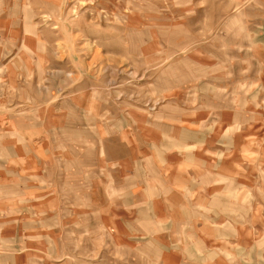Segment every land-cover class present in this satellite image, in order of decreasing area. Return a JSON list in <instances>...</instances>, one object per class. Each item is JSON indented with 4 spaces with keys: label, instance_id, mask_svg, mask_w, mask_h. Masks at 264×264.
Here are the masks:
<instances>
[{
    "label": "crops",
    "instance_id": "obj_1",
    "mask_svg": "<svg viewBox=\"0 0 264 264\" xmlns=\"http://www.w3.org/2000/svg\"><path fill=\"white\" fill-rule=\"evenodd\" d=\"M31 1L0 0V48L26 47L24 37L37 33ZM151 1L170 20L152 31L167 36L168 50L244 51L247 59L201 57L195 95L204 105L185 110L183 125H148L141 145L119 129L123 139L110 150L88 124L42 150L47 167L35 176L51 201L35 205L32 225L50 247L9 251L10 264H127L129 255L109 259L113 242L162 264H264V0ZM4 17L12 22L1 27Z\"/></svg>",
    "mask_w": 264,
    "mask_h": 264
},
{
    "label": "rangeland",
    "instance_id": "obj_2",
    "mask_svg": "<svg viewBox=\"0 0 264 264\" xmlns=\"http://www.w3.org/2000/svg\"><path fill=\"white\" fill-rule=\"evenodd\" d=\"M46 1H31L32 25L38 31H32L30 39L24 37L26 47L0 48V264L11 263L9 251L50 247L36 240L41 239V228L32 225L39 220L35 205L51 201L44 195L46 180L35 176L47 167L42 153L47 147L68 142L72 130L88 124L94 139L110 150L123 139L119 129L137 133L141 145L148 125H183L190 118L185 110L204 105L195 95L200 91L201 57L212 60L222 53L234 57L240 53L247 59L244 51L168 50L172 44L167 36L162 40L152 34L170 22L164 13L159 16L164 8L158 2ZM263 9V4L257 5V10ZM4 18L1 27L12 22ZM16 20L22 30L23 20ZM206 76L204 70L201 77ZM52 163L54 183L56 163ZM105 245L115 262L129 255L122 261L162 264L131 258V251L120 252L119 243L113 242L111 249Z\"/></svg>",
    "mask_w": 264,
    "mask_h": 264
}]
</instances>
